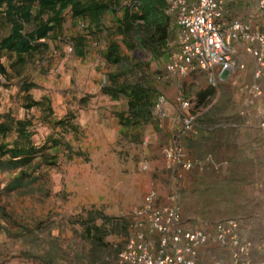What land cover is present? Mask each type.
Returning <instances> with one entry per match:
<instances>
[{
	"label": "trees",
	"instance_id": "16d2710c",
	"mask_svg": "<svg viewBox=\"0 0 264 264\" xmlns=\"http://www.w3.org/2000/svg\"><path fill=\"white\" fill-rule=\"evenodd\" d=\"M176 30L167 0H0V105L3 86H9L15 74L20 81L16 107L0 109V236L15 249L0 251V262L2 255L17 251L36 264H117L135 218L133 209L112 215L104 202L83 204L75 214L61 215L59 222L54 218L59 210L52 200L53 171L62 145L69 144L61 137L71 132L79 137L80 124L77 112L54 115L51 97L36 98L32 92L37 85L32 69L45 59L49 39H67L78 56L100 54L96 69L106 75L101 93L123 100L124 107L116 111L121 133L140 144L146 124L154 120L150 126L161 127L153 107L163 93L161 81L172 73L160 59L169 62L178 49L172 43ZM139 48L149 50L151 57H138ZM180 83L184 88L185 83ZM183 91L195 108L215 95L217 88L210 83L198 90L196 101ZM33 107L44 111L41 117L51 129L38 142L33 130L36 118L20 114ZM202 114L197 116L196 130L180 139L184 146L190 147L183 142L186 137H209L198 125ZM193 159L191 169L201 162ZM180 180L175 177V182ZM181 214L183 218V208Z\"/></svg>",
	"mask_w": 264,
	"mask_h": 264
},
{
	"label": "rangeland",
	"instance_id": "374dc122",
	"mask_svg": "<svg viewBox=\"0 0 264 264\" xmlns=\"http://www.w3.org/2000/svg\"><path fill=\"white\" fill-rule=\"evenodd\" d=\"M250 8L247 0H231L227 5V16L244 17ZM71 44L67 39H49L45 59L32 69L37 83L32 89L34 96L49 95L54 115L77 112L76 121L80 124L79 137L74 132L61 137L69 140V144L62 145L59 165L53 171L52 200L59 210L54 213V218L59 222L61 215L71 216L83 204L89 206L93 202H104L112 215H121L132 211L152 186L158 187L165 197L173 180L165 169L162 150L174 130L172 127L164 129L165 125L152 129L153 120L145 125L147 132L143 140L148 135V144L144 141L135 144L130 134L122 135L118 128L121 123L112 113L124 107L123 100L101 93L106 75L96 69L100 54L75 55ZM237 48L244 62L249 53L242 45ZM136 55L149 59L151 52L139 48ZM167 61L160 59L163 67ZM152 65L155 68L156 62ZM245 69L246 63L244 68L232 72L218 84L216 94L207 98L205 104L195 105L196 111L203 112L202 120H198L199 128L209 137L203 139L198 134L184 138V144H190V147L185 146L188 152L201 162L191 170H183V175L179 176L181 180L176 184L181 186L185 224H211L235 216L245 228L246 235L258 242L264 232V132L259 125L260 113L256 107L260 103L238 89L249 80ZM175 81L177 84L183 81V89L195 101L197 91L210 84L206 72L195 67L185 76L165 75L160 83L162 91L175 95L178 90ZM19 85V77L15 74L9 86H3L0 109L16 107L20 97ZM100 95H106L107 99ZM42 112L39 107L20 112L36 118L33 130L37 142L51 131L41 117ZM166 129L172 131L168 136L162 132ZM144 159L149 160V169L141 168ZM9 246L14 249L13 244H8L0 236V251H7ZM224 254L222 248L209 244L201 249L197 264H213L215 257ZM1 259L0 264H36L17 251L2 255Z\"/></svg>",
	"mask_w": 264,
	"mask_h": 264
},
{
	"label": "built area",
	"instance_id": "2783aa9c",
	"mask_svg": "<svg viewBox=\"0 0 264 264\" xmlns=\"http://www.w3.org/2000/svg\"><path fill=\"white\" fill-rule=\"evenodd\" d=\"M230 1L167 0L168 11L176 18V38L172 43L178 49L165 67L179 76L198 67L206 72L212 85L218 86L229 74L245 67L234 44L240 42L256 64L254 80L243 84V88L252 99L258 100L264 97V0H247L251 8L245 16L233 18L227 16ZM69 46L73 49L72 44ZM181 84L178 83L180 88L175 99L181 112L173 118L174 132L162 150L165 167L172 176V187L164 197L152 186L134 206L131 233L117 264H197L201 249L209 244L225 252L215 257L213 264H264V233L258 242L254 241L244 234L238 219L229 217L201 225L183 221L182 192L175 177L191 169L195 160L180 139L196 130L200 111L192 108L193 102L186 97ZM167 103L162 93L153 107L161 127L168 116ZM256 107L264 132V106ZM148 142L147 135L144 143ZM141 168L149 169V160H141ZM258 253L262 256L258 257Z\"/></svg>",
	"mask_w": 264,
	"mask_h": 264
},
{
	"label": "crops",
	"instance_id": "0c3cea01",
	"mask_svg": "<svg viewBox=\"0 0 264 264\" xmlns=\"http://www.w3.org/2000/svg\"><path fill=\"white\" fill-rule=\"evenodd\" d=\"M234 44L237 46V47H240V45H241V43L240 42H234ZM243 49V48H242ZM245 50V49H244ZM247 52V51H246ZM243 53V52H242ZM241 57H243V55L241 56ZM243 59V58H242ZM245 60H247V62L245 61ZM244 62L246 63V69H245V74H246V78H247V76H248V78H249V80L247 79V82L245 83V84H247V83H251L253 80H254V70H255V66H256V64H255V61H254V58H253V56L252 55H250V53L249 54H247V55H245V57H244ZM93 79L95 80V76L93 77ZM177 81V80H176ZM175 81V82H176ZM235 83V82H234ZM236 83H238V84H240L239 83V81L238 82H236ZM243 83V84H244ZM176 84H177V82H176ZM242 84V83H241ZM177 88H178V84H177ZM240 91H241V93L243 92V93H247L243 88V90L239 87L238 88ZM178 90H179V88H178ZM178 90H177V92L175 93V95H172V94H170L171 92H163V93H165V95H166V97H167V99H168V103H167V111H168V116H167V118H165L164 119V124H163V126L165 125V127H164V129L165 128H167V127H170V129H171V123H172V120H173V118L176 116V114L177 113H179L178 111L179 110H181V108H180V105H179V103L178 102H176V96H177V93H178ZM100 97H104L105 99H107V96L106 95H100ZM112 103H114L113 101H112ZM257 103L259 104V105H261L262 103H263V105H264V97H262V98H260V99H258L257 100ZM112 115H113V117H116L117 118V116H116V113H112ZM117 122H118V119H117ZM119 123V122H118ZM118 125V124H117ZM162 126V127H163ZM153 128H154V126H152ZM119 128V132L121 133V130H120V126L118 127ZM151 128V127H150ZM154 129H156V128H154ZM172 129H173V127H172ZM174 130V129H173ZM172 132L171 130H168V129H166V130H164V131H162V132H164L167 136L168 135H170L169 133L170 132ZM263 154H264V151H263ZM142 198H143V196H142ZM142 201V200H141ZM140 201V202H141ZM140 202H138V203H140ZM241 224V223H240ZM241 228H242V230H243V232H244V234L246 235V233H245V228L242 226V224H241ZM264 233V232H263ZM247 236V235H246ZM262 236H263V234H262ZM252 239V238H251Z\"/></svg>",
	"mask_w": 264,
	"mask_h": 264
},
{
	"label": "bare ground",
	"instance_id": "6f19581e",
	"mask_svg": "<svg viewBox=\"0 0 264 264\" xmlns=\"http://www.w3.org/2000/svg\"><path fill=\"white\" fill-rule=\"evenodd\" d=\"M261 256H262V254H261ZM260 257V256H259Z\"/></svg>",
	"mask_w": 264,
	"mask_h": 264
}]
</instances>
